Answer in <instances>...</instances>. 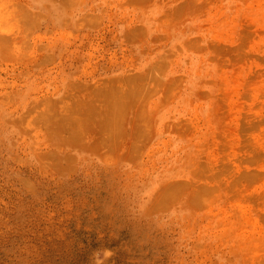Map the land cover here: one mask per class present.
<instances>
[{
	"label": "rangeland",
	"instance_id": "rangeland-1",
	"mask_svg": "<svg viewBox=\"0 0 264 264\" xmlns=\"http://www.w3.org/2000/svg\"><path fill=\"white\" fill-rule=\"evenodd\" d=\"M0 264H264V0H0Z\"/></svg>",
	"mask_w": 264,
	"mask_h": 264
},
{
	"label": "bare ground",
	"instance_id": "bare-ground-1",
	"mask_svg": "<svg viewBox=\"0 0 264 264\" xmlns=\"http://www.w3.org/2000/svg\"><path fill=\"white\" fill-rule=\"evenodd\" d=\"M120 113H121V111H120Z\"/></svg>",
	"mask_w": 264,
	"mask_h": 264
}]
</instances>
